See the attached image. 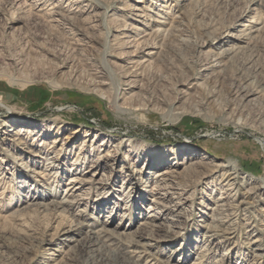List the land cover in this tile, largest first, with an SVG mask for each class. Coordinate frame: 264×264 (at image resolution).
<instances>
[{
    "label": "rangeland",
    "instance_id": "rangeland-1",
    "mask_svg": "<svg viewBox=\"0 0 264 264\" xmlns=\"http://www.w3.org/2000/svg\"><path fill=\"white\" fill-rule=\"evenodd\" d=\"M263 143L264 0H0V264H264Z\"/></svg>",
    "mask_w": 264,
    "mask_h": 264
},
{
    "label": "bare ground",
    "instance_id": "bare-ground-1",
    "mask_svg": "<svg viewBox=\"0 0 264 264\" xmlns=\"http://www.w3.org/2000/svg\"><path fill=\"white\" fill-rule=\"evenodd\" d=\"M154 35L155 36H157V37H159L160 36V31L159 30H157L156 32H154ZM156 37V38H157ZM123 38H126L127 39V41H124V43L126 42V43H128V41L130 40V39H132L133 37L132 36H124ZM155 38V37H154ZM148 45V44H147ZM146 48H148V47H146ZM153 50V49H152ZM156 55V52H148L147 53V57L149 58V59H151L153 56H155ZM144 62H148V61H144ZM128 65H131L130 66V68H129V70H131L132 72H126V74L124 75V79H126L127 81H125V82H123V86L124 87H127L125 90H121L120 91V93H119V95H123V92H130L133 88H137V87H140V86H138V82H139V77H140V74H138L137 73V71H138V69H137V65L135 64H133V63H131L130 61L127 63ZM129 79H131L132 81H128ZM103 84L102 83H97V82H95V83H93V85H92V90H98V89H100V87L102 86ZM141 88V87H140ZM242 91V90H241ZM119 92V91H118ZM106 98H107V96H106ZM115 99H117V97H114ZM21 131H23L22 129H20V128H18L17 129V131L16 132H21ZM263 145H264V143H263ZM103 146V144H100V146H98V147H102ZM105 150V149H104ZM103 149H101L100 150V148L99 149H97V160L99 161V159H106V158H109L110 156L108 155V154H105L104 153V155L103 156H101L102 154H103V151H104ZM111 158V157H110ZM101 162V161H100ZM48 165H50V164H54V163H47ZM77 167V166H76ZM219 167V166H218ZM95 168V169H94ZM97 166H94V165H92V166H90V170L92 169V171L91 172H93L94 174L92 175V176H95V171H97ZM219 168H223L222 169V171H221V173H222V178H224V180L227 182L226 184L228 185V186H231L232 188H233V186H234V184L236 183L235 182V179L234 178H232L233 176H232V173H227L228 171L227 170H225L224 168H227L226 166H220ZM229 168V167H228ZM78 169L77 168H71V169H69V170H66V172H68V174H69V172H74V171H77ZM90 170L88 171V172H90ZM144 170H142V171H135L136 172V174H139V175H141L142 173H144L143 172ZM80 172H82V171H80ZM79 172V173H80ZM67 174V173H66ZM165 176H167V174L166 173H160V174H157V177H162L161 178V182L162 183H166L167 181H168V183L169 182H171V179L170 178H172L171 176H170V178H167V179H164L165 178ZM232 176V177H231ZM80 177V176H79ZM79 177H71V178H69V180H68V183H67V186H66V188H65V196L63 197V200L61 201V202H59V203H56V202H54L53 203V205H54V207L56 208V209H59V208H61L62 206H65V205H67L68 204V206H69V204L70 205H73V204H77L78 203V200H83L82 198V195L81 194H78V195H76V198H78L77 200H68L70 197H72L73 196V194L77 191V190H79V188H81V187H83L85 184H88V183H91V182H93V180L94 179H92V180H88V179H86V180H84V178L83 179H81V178H79ZM140 177H142V176H140ZM169 177V176H168ZM221 178V179H222ZM91 179V178H90ZM166 180V181H165ZM237 181V180H236ZM173 183V182H172ZM237 187V186H236ZM235 187V188H236ZM237 189V188H236ZM254 189H255V187L253 188V189H248V191H245V193L244 194H242V196L239 198V200H241L240 202H238L237 203V201H238V199L236 200V198L234 199V203H236V204H233L234 206H231V207H229V208H227V206H224V205H221V206H216V208L214 209L213 208V210H212V212H214V213H223L224 211H228L227 209H229V211L230 212H235V211H237L238 209H239V206L240 205H243V204H245L248 200H250V195L253 193V191H254ZM171 190H173L172 189V187L171 186H165V185H163V187L161 188V191H163V194H158V195H160V196H155V195H153L154 196V199L151 201L152 202V204H154V206H152L151 208H149L150 209V214H149V216L148 217H146V221L144 222V224H143V226H145V227H148L149 229H157V228H159V220H161V216L162 215H170V216H172V215H174L175 214V212L177 211L176 210V207L178 208V206H180V202H178L179 201V198H178V196L177 197H174V196H172L173 194H171L170 193V191ZM169 191V192H168ZM236 191V190H235ZM233 192V191H232ZM173 193V192H172ZM239 194V193H238ZM105 195V194H104ZM156 195H157V193H156ZM171 196L172 198H171V202L172 203H174L173 205H172V207L171 206H167V205H164L163 203L165 202V199H166V196ZM107 199V198H106ZM97 202H99L100 204H103V201L100 199V200H98ZM221 202V201H220ZM245 202V203H244ZM219 203V202H218ZM222 203V202H221ZM218 205V204H217ZM220 205V204H219ZM250 205V204H249ZM44 207V206H43ZM46 207V206H45ZM179 211H180V209H179ZM228 214V213H227ZM227 214H225L222 218H220L219 220H224L225 218H226V220H230L231 219V216H234L235 214H236V212H235V214L234 213H229V215H227ZM214 215V214H213ZM175 217V216H174ZM216 217V216H215ZM215 217L214 218H212V225L213 224H215V222H217L216 220H215ZM221 217V216H220ZM210 218V217H209ZM218 223V222H217ZM223 223H225V222H223ZM227 224V223H226ZM221 225V224H220ZM214 225L213 226H211V225H207V226H205V229L207 230L206 232H214ZM106 231L105 230H103V229H101L100 230V232H98L97 234L98 235H100L101 233H105ZM100 244V243H99Z\"/></svg>",
    "mask_w": 264,
    "mask_h": 264
}]
</instances>
